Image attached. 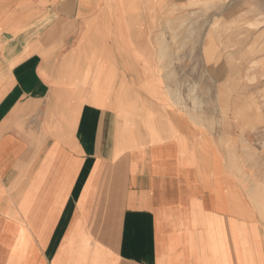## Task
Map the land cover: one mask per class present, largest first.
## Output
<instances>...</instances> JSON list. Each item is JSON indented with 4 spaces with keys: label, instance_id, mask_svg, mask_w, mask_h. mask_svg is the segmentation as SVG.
Instances as JSON below:
<instances>
[{
    "label": "crops",
    "instance_id": "obj_1",
    "mask_svg": "<svg viewBox=\"0 0 264 264\" xmlns=\"http://www.w3.org/2000/svg\"><path fill=\"white\" fill-rule=\"evenodd\" d=\"M192 2L0 0V264H264L244 77Z\"/></svg>",
    "mask_w": 264,
    "mask_h": 264
},
{
    "label": "rangeland",
    "instance_id": "obj_2",
    "mask_svg": "<svg viewBox=\"0 0 264 264\" xmlns=\"http://www.w3.org/2000/svg\"><path fill=\"white\" fill-rule=\"evenodd\" d=\"M209 1L208 11L215 13V40L219 46L217 50H212V54L217 52L219 61L222 60V56H234L233 60L239 62L231 65L229 58L232 56H229V58L227 57L228 67L234 66L235 69L231 68V71L236 73L237 77H244L239 78L235 84L221 91L237 93L231 96H222L221 104L228 102L227 100L230 104L246 103L247 110L243 113L251 121L250 125L253 126L249 132L252 140L241 142V154L244 152L241 162L242 165L264 167V0ZM192 3L195 15L191 13L189 18L180 20V27L199 25L204 21L202 13L207 8L206 3H203L202 0ZM184 9V7L178 8V13ZM193 36L192 34L185 36V41H188V37ZM199 36L201 35L198 34L197 38ZM183 41V36L180 35V42ZM185 89L186 85L183 84V93H185ZM187 89L192 97L186 98L184 94V107L198 105L195 85L191 84V86H187ZM242 91L246 94H241ZM228 114L224 112L223 120H228Z\"/></svg>",
    "mask_w": 264,
    "mask_h": 264
}]
</instances>
